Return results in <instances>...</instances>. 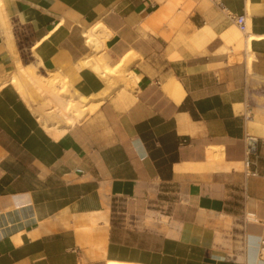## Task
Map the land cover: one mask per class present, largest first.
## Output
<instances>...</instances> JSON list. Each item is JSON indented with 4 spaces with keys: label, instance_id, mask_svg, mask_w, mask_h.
Masks as SVG:
<instances>
[{
    "label": "crops",
    "instance_id": "1",
    "mask_svg": "<svg viewBox=\"0 0 264 264\" xmlns=\"http://www.w3.org/2000/svg\"><path fill=\"white\" fill-rule=\"evenodd\" d=\"M220 1L0 0V264H264V0ZM56 77L103 97L57 136Z\"/></svg>",
    "mask_w": 264,
    "mask_h": 264
},
{
    "label": "bare ground",
    "instance_id": "2",
    "mask_svg": "<svg viewBox=\"0 0 264 264\" xmlns=\"http://www.w3.org/2000/svg\"><path fill=\"white\" fill-rule=\"evenodd\" d=\"M4 22H6V21H4ZM98 27L99 26L94 28V30H96ZM1 29L3 30L2 27H1ZM94 30H92V31H94ZM4 31H5V29H4ZM8 31H9V29H7V33H8ZM247 31H248V34H247V38H246V47H247V50L250 52L251 51L250 42H251V39H252V34L249 32V30H247ZM89 32H91V31H89ZM8 34H7V37H8ZM5 39H6V37H5ZM199 39H201V37H199ZM91 40L92 39L90 38V41ZM197 40H198V38H197ZM12 55L14 56V52H13ZM12 55H11V57H12ZM250 59H251V57L249 55V58H248L249 62H250ZM126 65H127L126 57H124V58H122L120 63H118L117 65H115L111 69H107L106 71H107V73H113L114 71L116 72V71H118L120 69H124ZM117 73H119V72H117ZM30 77L33 78V76H30ZM1 80L2 81L9 80V81L13 82V84H16L17 86L20 87V81H19V79H18L16 74L6 75L3 78H1ZM61 80L65 81L66 79L61 78ZM2 83L4 84V82H1L0 84L2 85ZM180 85L181 84H179V82L176 79V77L172 76L170 78V80H169V83H168V86H167V90L169 92L173 93L174 95H176V98H177L182 93V92L180 93V91H179L180 90L179 89ZM67 88L64 87V86L60 87V90L58 92H54V93H52V91L49 88H43V91L46 93V95L48 96L49 102H51V103L53 102V100L56 99V97H58V95H61L60 97L57 98L58 102H57L56 105H54L55 107L53 106L54 107L53 110L54 111H58V116L60 118V120L57 123L54 124V123L49 122L48 117L42 112L38 114L39 115V119L42 121V123L44 124L45 128L50 133H52L53 135H56V136L60 135L62 133V131H64L68 126L73 125L77 120L80 119V117L83 114H84V117H85V109H87L89 112H91L92 110H94L100 104L101 100L103 99V97L101 96V98L98 99L97 101H92L93 97L80 95L75 90L71 92L70 89L69 88L67 89ZM40 89H41V87H40ZM68 92H70V93L67 96H63L64 95L63 93H68ZM45 93H43V95ZM170 95L172 96V94H170ZM83 104L85 106L84 107V113H83V109L81 108ZM62 120H63V122H61ZM108 264H131V263L118 262V261H109Z\"/></svg>",
    "mask_w": 264,
    "mask_h": 264
},
{
    "label": "rangeland",
    "instance_id": "3",
    "mask_svg": "<svg viewBox=\"0 0 264 264\" xmlns=\"http://www.w3.org/2000/svg\"><path fill=\"white\" fill-rule=\"evenodd\" d=\"M19 34H20L19 43H20V47H22V50L24 52V58H25L26 61H29L32 58H31V56L28 55V52H27L28 51L27 50L28 43H27L26 39L23 36L24 33L19 32ZM246 36H247V32H244L243 30H241L238 27V25L233 21L232 25H231V28L227 32L228 42L230 44H232V49H233L232 53H233V55H235V56L239 55V57H241V58L246 57V59H247L248 52H247V50L245 48V45L243 43L241 44L239 42L240 40H244L246 38ZM126 62H127V65L125 66L124 69H120V70H118L116 72L114 71L113 73H108L107 74L108 76H110L111 82H113V83H119L120 81L127 82V81H129V79L132 78V74H129L127 72V66H128V60L127 59H126ZM26 72L28 73L29 76H33V78L30 77L32 80L38 82V80H39L38 76H36L31 71L26 70ZM117 72H119V73H117ZM0 77L3 78L4 76L3 77L0 76ZM1 78H0V83L1 82L6 83V82L9 81V80L2 81ZM57 83L59 85V88H58L57 92L60 90V87H63V86L66 87V88L68 87L67 83L65 81H62L61 78L57 79V77H56V80L54 79V81H52L51 85H54V84H57ZM0 86H1V84H0ZM69 93L70 92L63 93L64 94L63 96H67ZM53 109L51 111H49V112H46L44 109L37 108L36 111L38 113H41V112L44 113L47 117H54V118L56 117V118H58V121H59L60 118L58 116V111H54Z\"/></svg>",
    "mask_w": 264,
    "mask_h": 264
},
{
    "label": "built area",
    "instance_id": "4",
    "mask_svg": "<svg viewBox=\"0 0 264 264\" xmlns=\"http://www.w3.org/2000/svg\"><path fill=\"white\" fill-rule=\"evenodd\" d=\"M214 2H216L221 9L226 10L225 5L220 1V0H212ZM227 14L229 15V17L238 25V27L243 30L244 32H247L248 30V25H247V21H246V17L245 15H233L232 13H230L229 11H227ZM253 146L250 143L248 145V152H252L253 151Z\"/></svg>",
    "mask_w": 264,
    "mask_h": 264
}]
</instances>
